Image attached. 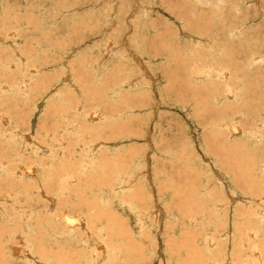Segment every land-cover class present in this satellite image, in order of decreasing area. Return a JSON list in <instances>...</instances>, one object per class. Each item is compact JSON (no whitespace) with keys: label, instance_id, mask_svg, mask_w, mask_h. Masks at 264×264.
Masks as SVG:
<instances>
[{"label":"rangeland","instance_id":"rangeland-1","mask_svg":"<svg viewBox=\"0 0 264 264\" xmlns=\"http://www.w3.org/2000/svg\"><path fill=\"white\" fill-rule=\"evenodd\" d=\"M69 196L77 235L35 237ZM22 220L72 264H264V0H0V264Z\"/></svg>","mask_w":264,"mask_h":264},{"label":"bare ground","instance_id":"bare-ground-1","mask_svg":"<svg viewBox=\"0 0 264 264\" xmlns=\"http://www.w3.org/2000/svg\"><path fill=\"white\" fill-rule=\"evenodd\" d=\"M145 6H147V5H145ZM93 8V7H92ZM143 11H145V10H143ZM180 23V22H179ZM187 25H189V24H187ZM191 26H193V25H191ZM194 26H196V25H194ZM10 29V28H9ZM210 30V32H211V29H208V31ZM188 32V31H187ZM188 33H191V32H188ZM206 35V34H205ZM193 35H191V37H192ZM210 41V40H209ZM5 42V41H4ZM197 42V41H196ZM189 43V42H188ZM215 43H213L212 45H214ZM11 46V45H10ZM170 46V45H169ZM210 48V47H209ZM211 48H212V46H211ZM109 49V48H108ZM168 50H169V48H168ZM187 50V49H186ZM193 50V49H192ZM197 49H195V51H196ZM200 51H201V49H200ZM216 52V51H215ZM175 53V52H174ZM188 53V52H187ZM217 53V52H216ZM216 53H214V54H216ZM160 55V54H159ZM183 56H185V55H183ZM190 56V55H189ZM142 57V56H141ZM179 57V56H178ZM181 58H183L182 56H180ZM253 57V56H252ZM140 58V57H139ZM254 59L256 58V56L255 57H253ZM252 58V59H253ZM257 58H259V55H258V57ZM144 59V58H143ZM145 60H147V59H145ZM256 60V59H255ZM143 61V60H142ZM220 61V60H219ZM222 61V60H221ZM213 62V61H212ZM252 63H253V61H252ZM209 66H211L210 64H209ZM215 66V65H214ZM214 66H213V68H214ZM200 67H202V66H198L197 64H194L193 66H192V68H191V74H192V77L194 78V79H199L200 78V76H201V73H202V70L201 69H199ZM206 67H207V65H206ZM218 67H220V68H224V69H220L219 68V70H218V68H216L217 69V72L215 73V74H212V75H210V76H214V75H219L220 77L219 78H223V79H226L225 81V88L223 89L224 90V92L227 94H229L231 91H233V89H232V87H231V85H230V82H231V75H230V72H229V70L227 69V67H228V65H226V64H224V63H222V62H219L218 63ZM215 69V70H216ZM204 70H206L207 71V73H208V69H203V71ZM21 72V71H20ZM35 72V71H34ZM210 72V71H209ZM203 73H205V72H203ZM238 75V74H237ZM66 76V75H65ZM234 76V75H233ZM204 77V76H203ZM206 77V76H205ZM237 77V76H236ZM62 78V77H61ZM66 80V79H65ZM26 81V80H25ZM67 81H68V79H67ZM71 84V83H70ZM237 86V85H236ZM237 89V88H236ZM210 89H206V91H209ZM217 88L215 87V86H213L212 87V89H211V91H210V93H214L213 94V96L215 97L216 96V94H217ZM202 92V91H201ZM206 93V92H205ZM209 93V94H210ZM196 95V94H195ZM229 95H232L231 93L229 94ZM234 95V94H233ZM232 95V96H233ZM205 96V95H204ZM231 96V97H232ZM219 98V97H218ZM215 100H217L216 99V97H215ZM200 101V100H199ZM202 102V101H201ZM193 103H195V102H193ZM197 105V104H196ZM198 105H199V103H198ZM249 106V105H248ZM248 106H247V101H246V103L245 104H243V106H242V108L243 109H248ZM98 107V106H97ZM220 110H222V108H219ZM95 110H97V109H94L92 112H90V117H92L93 116V118L95 117V116H97L98 114H99V112L97 113V111H95ZM89 112V111H88ZM242 113V112H241ZM224 115V114H223ZM87 116H89L88 114H87ZM99 116V115H98ZM114 116V115H113ZM221 117V115H219V118ZM97 119V118H96ZM101 119V118H100ZM106 119V118H105ZM219 120H221V119H219ZM218 120V121H219ZM109 120H107L106 122L107 123H109L108 122ZM235 123V122H234ZM235 124H237V123H235ZM217 125H218V123H217ZM238 128V127H237ZM237 128L235 127V126H232L231 127V125H230V129H234V130H237ZM229 129V130H230ZM257 129V128H256ZM15 131H17V130H15ZM233 131V130H232ZM240 129H239V133H240ZM238 133V134H239ZM254 133V132H253ZM235 134V133H234ZM233 136V135H232ZM231 136V137H232ZM26 138V137H25ZM26 140V139H25ZM99 143V142H98ZM110 143H112V142H110ZM95 144H97V143H95ZM102 144H104V143H102ZM113 144V143H112ZM37 145V144H36ZM114 145V144H113ZM94 146V145H93ZM112 146V145H111ZM42 147V146H41ZM43 148V147H42ZM86 148V147H85ZM94 148V147H93ZM238 149V148H237ZM56 151V150H55ZM114 151H115V149H114ZM240 151V150H239ZM57 154V153H56ZM8 158V157H7ZM116 158V157H115ZM108 160V159H107ZM5 161V160H4ZM55 161H58V162H55ZM115 161H116V159H115ZM114 161V162H115ZM52 163L50 164V166L51 167H48V169L49 170H45L46 172H43V174L45 175V178H46V181H47V179L49 180V182H50V177H51V172H52V170L51 169H53V165H55L56 166V168H60V167H63L61 164H63V161L62 160H58L57 158L55 159L54 158V160L53 161H51ZM111 162H112V160H111ZM113 162V163H114ZM120 163V162H119ZM228 164V163H227ZM99 165H101V163L99 164ZM121 165V164H120ZM204 165V164H203ZM213 165V164H212ZM223 165V164H222ZM19 166L20 165H15L13 168H11L12 170H14V169H16L17 170V168H19ZM32 166V165H31ZM228 166H229V164H228ZM101 167H102V165H101ZM212 167V166H211ZM231 167H233V166H231ZM45 168V167H44ZM43 168V169H44ZM105 168V167H104ZM109 168V167H108ZM113 168V167H112ZM247 168V167H246ZM110 169H111V167H110ZM228 169H229V167H228ZM104 170H107V167H106V169H104ZM33 171V166H32V168L31 169H29V168H27V169H24L23 167H21V168H19L18 169V172L21 174V173H23V172H32ZM217 171V170H216ZM229 171L231 172V169H229ZM55 172L57 173V174H59L58 176H59V178H61V180L59 181V183H61V184H59V183H57L56 185L58 186V187H63V184H66V183H70V180H68V177H67V180H65V179H63V175L66 173L65 172V170L64 169H62V168H60V171H57V169H55ZM212 172H213V169H212ZM229 172V173H230ZM16 173V172H15ZM107 173V172H106ZM214 173V172H213ZM108 174V173H107ZM211 174V173H210ZM31 175V174H30ZM110 175V174H109ZM214 175V174H213ZM217 175V174H216ZM227 175V174H226ZM235 175V174H234ZM106 176V175H105ZM111 176V175H110ZM109 176V177H110ZM107 177V176H106ZM119 178V177H118ZM120 178H121V176H120ZM218 178H220V177H218ZM233 178H234V180H233V184L235 185V187L237 188H239V190L240 189H242L241 188V186L243 187V189L241 190V191H248V190H250V189H248L247 187H246V185L245 184H243V183H241L240 182V180H239V176H233ZM75 179V178H74ZM74 179H72V180H74ZM221 179V178H220ZM223 179V178H222ZM221 179V180H222ZM226 179V178H225ZM231 179V178H230ZM229 179V180H230ZM65 180V181H64ZM108 180V179H107ZM121 180V179H120ZM123 180H125V178L123 179ZM219 180V179H218ZM232 180V179H231ZM45 181V182H46ZM64 181V182H63ZM44 182V183H45ZM130 182V181H129ZM220 182V181H219ZM229 182V181H228ZM43 183V182H42ZM47 183V182H46ZM221 183H223V182H221ZM49 184V183H48ZM224 184V183H223ZM231 184V183H230ZM38 185V184H37ZM116 185V184H115ZM114 185V186H115ZM219 185V184H218ZM56 186V187H57ZM120 186H122L121 184H120ZM124 186H126V185H124ZM123 186V187H124ZM225 186V185H224ZM223 186V187H224ZM45 187V186H44ZM118 186L116 185V188H117ZM130 187V186H129ZM129 187H127V188H129ZM219 187V186H218ZM111 188H114V187H111ZM136 188H138V187H136ZM27 189V188H26ZM61 189V188H60ZM142 189V188H141ZM232 189H233V187H232ZM38 190V189H37ZM63 190V189H62ZM132 190V189H131ZM136 190V189H135ZM223 190V189H222ZM238 190V191H239ZM139 191V190H138ZM62 192V191H61ZM128 192V191H127ZM133 192V191H132ZM144 192V191H143ZM236 192H237V190H236ZM30 193V192H29ZM135 193H137V192H135ZM211 193V192H210ZM209 193V194H210ZM245 193V192H244ZM125 194V193H124ZM140 194V193H139ZM161 194V193H160ZM243 194V193H242ZM30 195V194H29ZM32 195V194H31ZM43 195H44V193H43ZM46 195V194H45ZM75 196V195H74ZM138 196V195H137ZM156 196V195H155ZM243 196V195H242ZM37 197H42V196H37L36 195V200H37ZM45 197V196H44ZM102 197V196H101ZM125 197V196H124ZM131 197V196H130ZM163 197V196H162ZM241 197V196H240ZM29 198V197H28ZM46 198V197H45ZM48 198H49V196H48ZM77 198V204H75L74 202H69L70 200H71V197L69 196V197H67V198H62L63 200H61V201H64V202H66L67 203V205H63L61 208H60V210L59 211H57L56 212V206L58 205V200L56 201L54 198H50L49 200H51V203H50V205H46V206H48V208H47V210H50V212L48 213V219H47V226H45V230L42 228L41 229V231H40V229L36 232V234L34 235L35 237H37V238H46L47 240H48V242L51 240V239H55V240H57V241H59V240H61V239H66V237H64V234L66 235V234H68L69 236H73V235H77V234H75L74 232H76V230H77V228H76V223L78 222V224L80 223V221L81 220H77V222L75 223L73 220L74 219H72L73 218V216L70 218L68 215H66V211H69L70 209H69V207L68 206H72V207H82V206H84L85 207V205H84V202L80 199V197H76ZM235 198V197H234ZM39 199V198H38ZM130 199H132V198H130ZM135 199H137V198H135ZM218 199H220V198H218ZM233 199V198H232ZM232 199H230V200H232ZM239 198H237L236 200H238ZM30 200V199H29ZM53 200H55L54 202H53ZM32 201V200H31ZM103 201H104V199H103ZM223 201V200H222ZM242 201V200H241ZM35 202H37V201H35ZM53 202V203H52ZM135 202V201H134ZM245 202V201H244ZM121 203V202H120ZM163 203V202H162ZM202 203V202H201ZM217 203V202H216ZM238 203V202H237ZM69 204V205H68ZM119 204V203H118ZM134 204V203H133ZM222 204V203H221ZM225 204V203H224ZM232 204V203H231ZM242 204V203H241ZM245 205H246V203H244ZM127 205V204H126ZM130 205H132V204H130ZM181 205V204H180ZM220 205V204H219ZM51 206H54L53 208L51 207ZM86 206H87V208H89L90 206H91V203L90 202H87L86 203ZM105 206V205H104ZM156 206V205H155ZM169 206V205H168ZM213 206V205H212ZM217 208H219L220 206H217V205H215ZM259 206V205H258ZM3 207V206H2ZM13 207V206H12ZM120 207H122V206H120ZM128 208H129V205L127 206ZM228 207V206H227ZM14 208V207H13ZM51 208V209H50ZM110 208V207H109ZM124 208V207H123ZM132 209H134V207L132 206L131 207ZM177 208H180V207H177ZM215 208V207H214ZM45 209V208H44ZM175 209V208H174ZM257 209V208H256ZM30 210V209H29ZM92 210V209H91ZM90 210V211H91ZM129 210V209H128ZM131 210V209H130ZM129 210V211H130ZM179 210V209H178ZM183 210V209H182ZM213 210V209H212ZM219 210V209H218ZM238 210V209H237ZM132 211V210H131ZM224 211V210H223ZM20 212V211H19ZM54 212H56V214H57V218H55V217H53V214H54ZM166 212V211H165ZM215 212V211H214ZM1 213L2 214H4L5 212H4V209L3 208H1ZM161 213V212H160ZM241 213V212H240ZM136 213H134V215H135ZM162 214V213H161ZM214 214V213H213ZM222 214V213H221ZM227 214V213H226ZM254 214V213H253ZM22 215V214H21ZM133 215V216H134ZM137 215V214H136ZM139 215V214H138ZM157 215V214H156ZM164 215V214H163ZM179 215V214H178ZM4 216H6V214L4 215ZM76 216V215H75ZM150 216V215H149ZM22 217V216H21ZM44 217V216H43ZM136 217V216H135ZM139 217H140V215H139ZM163 217V216H162ZM234 217V216H233ZM6 218V217H5ZM23 218L25 219V221H27V219H28V217H27V212L26 213H23ZM137 218V217H136ZM140 218H143V215L140 217ZM156 218V217H155ZM160 218V217H159ZM177 218V217H176ZM235 218V217H234ZM42 219H44V218H42ZM139 219V218H138ZM178 219V218H177ZM183 219V218H182ZM20 220H21V218H20ZM136 220V222H137V219H135ZM141 220H143V219H141ZM155 220V219H154ZM158 220H160V219H158ZM179 220V219H178ZM234 220V219H233ZM36 221H37V219H36ZM35 221V222H36ZM40 221V220H39ZM39 221H38V224H39ZM34 222V223H35ZM41 222H42V220H41ZM135 222V223H136ZM155 222V221H154ZM34 223L33 224H31V225H29L30 223H28L27 222V224H25V222H23V220L22 221H20V227H21V229H22V231H21V233H22V235H24V237H21V235L19 236V232L18 231H12V232H10V234L11 233H13L14 234V236H11V237H14L13 239H17V241H15L14 242V240H10V249H9V251H12L13 253H15L16 255L18 254V256H20V257H23L22 258V261H25L26 263H29V264H72L71 263V260L69 259V257H67V254H66V257L68 258V259H66V260H62V256L64 255V253H58V254H56V253H54V252H51L50 250H49V248L48 249H46L45 251H44V255H42V256H39L38 255V253L40 252V251H43V250H38L40 247L38 246L37 247V249L35 250V251H32L30 248H26V246H27V244H30V245H33L32 244V242H31V240L27 237V236H25V234H28L29 233V230L28 229H30V227L31 226H33L34 225ZM140 223V222H139ZM35 224H37V223H35ZM144 224V223H143ZM100 225V224H99ZM102 226V225H101ZM100 226V227H101ZM141 226V223H140V225H139V227ZM99 227V226H98ZM97 227V228H98ZM138 227V228H139ZM39 228V227H38ZM85 228V227H84ZM109 228V227H108ZM144 228V227H143ZM145 228H147V227H145ZM233 228H235V227H233ZM101 229H102V227H101ZM100 229V230H101ZM156 229V228H155ZM86 230H88V229H86ZM108 231H110L109 229H107ZM234 230V229H233ZM97 231V230H96ZM99 231V230H98ZM102 231V230H101ZM100 231V232H101ZM133 231V230H132ZM144 231V230H143ZM175 231V230H174ZM24 232H25V234H24ZM40 232V233H39ZM103 232V231H102ZM138 233V232H137ZM234 233H236V232H234ZM253 233V232H252ZM94 234V233H93ZM92 234V235H93ZM105 234V233H104ZM227 234V233H226ZM251 234V233H250ZM12 235V234H11ZM97 235V234H96ZM156 235V234H155ZM167 235V234H166ZM237 235V234H236ZM247 235H249V234H247ZM247 235H244V236H247ZM67 236V235H66ZM134 236V235H133ZM224 236V235H223ZM238 236H239V234H238ZM238 236H237V238H238ZM252 236V235H251ZM78 237V236H77ZM92 237V236H91ZM99 237V236H98ZM243 237V236H242ZM259 237V236H258ZM74 238V237H73ZM169 238V237H168ZM245 238V237H244ZM12 239V238H11ZM67 239H71L72 240V238L71 237H69V238H67ZM75 239V238H74ZM87 239H90V237L89 238H87ZM98 239V238H97ZM135 239V238H134ZM208 237H207V242H208ZM20 240H22V241H20ZM70 240V241H71ZM205 240V239H204ZM241 240V239H240ZM83 241H85V240H83ZM91 241V240H90ZM243 241V240H242ZM241 241V242H242ZM96 242V241H95ZM213 242V241H212ZM71 243H73V241L71 242ZM86 243V242H85ZM93 244H95L94 242H92ZM86 244H89V243H86ZM159 244V243H158ZM214 244V243H213ZM243 244V243H242ZM29 245V246H30ZM99 245V244H98ZM97 245V246H98ZM102 245V244H101ZM232 245V244H231ZM76 246H78V245H76ZM86 246V245H85ZM88 246V245H87ZM86 246V247H87ZM69 247V246H68ZM125 247V246H124ZM112 248H114V247H112ZM111 248V249H112ZM64 249H65V247H64ZM130 249V248H129ZM92 250V249H91ZM65 251V250H64ZM74 251V250H73ZM101 251H105V250H102L101 249ZM111 251V250H110ZM117 251V250H116ZM135 251V250H134ZM207 251V250H206ZM254 251V250H253ZM20 252V253H19ZM92 253V252H91ZM96 254V253H95ZM103 254V253H102ZM71 255V254H70ZM73 255V254H72ZM92 255V254H91ZM116 255H118L117 253H116ZM120 256V255H119ZM141 256H142V254H141ZM65 257V256H64ZM65 257V258H66ZM100 257V256H99ZM99 257H98V259H99ZM102 257V256H101ZM18 258V257H17ZM103 258H105L104 256H103ZM40 261H39V260ZM97 259V258H96ZM117 259V258H116ZM246 259V258H245ZM245 259H244V261H245ZM252 259V258H251ZM106 260V259H105ZM83 261V260H82ZM95 261H97V260H95ZM102 261V260H101ZM249 261H251V260H249ZM91 262V261H90ZM128 261L127 260H125V263H127ZM121 263H122V261H121ZM124 263V264H125ZM241 263V262H240ZM244 264H246L245 262H243ZM249 263V262H248ZM252 263V262H251ZM255 263V262H254ZM95 264H99V261H98V263L97 262H95ZM104 264V263H103ZM253 264V263H252ZM263 264V263H262Z\"/></svg>","mask_w":264,"mask_h":264}]
</instances>
